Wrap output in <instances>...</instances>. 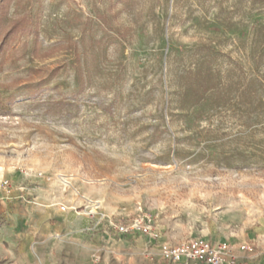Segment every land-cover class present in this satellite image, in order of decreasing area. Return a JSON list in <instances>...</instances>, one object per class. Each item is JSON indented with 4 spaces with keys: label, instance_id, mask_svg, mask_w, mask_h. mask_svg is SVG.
I'll use <instances>...</instances> for the list:
<instances>
[{
    "label": "rangeland",
    "instance_id": "374dc122",
    "mask_svg": "<svg viewBox=\"0 0 264 264\" xmlns=\"http://www.w3.org/2000/svg\"><path fill=\"white\" fill-rule=\"evenodd\" d=\"M0 229L13 264L71 234L88 264L264 253V0H0Z\"/></svg>",
    "mask_w": 264,
    "mask_h": 264
},
{
    "label": "built area",
    "instance_id": "2783aa9c",
    "mask_svg": "<svg viewBox=\"0 0 264 264\" xmlns=\"http://www.w3.org/2000/svg\"><path fill=\"white\" fill-rule=\"evenodd\" d=\"M97 210L99 207L94 205ZM64 208V207H63ZM118 235L142 234L156 237L153 220L150 216L140 215L130 220L128 224L110 222ZM245 251L248 254L255 252L253 245L247 244ZM161 255L168 264H236L237 257L230 244H212L208 241L188 240L174 246L164 245Z\"/></svg>",
    "mask_w": 264,
    "mask_h": 264
},
{
    "label": "crops",
    "instance_id": "0c3cea01",
    "mask_svg": "<svg viewBox=\"0 0 264 264\" xmlns=\"http://www.w3.org/2000/svg\"><path fill=\"white\" fill-rule=\"evenodd\" d=\"M46 226L50 227V224H47ZM56 228H60V225L56 226ZM1 230L2 229H0V231ZM3 230L8 233L10 231L9 226L6 225ZM67 238L68 241L63 247L59 245L58 248L48 249L47 247H44L41 251L37 250L40 264H88L91 249L86 242L83 243V237L81 238L77 234H71ZM124 242L125 241L123 240H119L118 245H123ZM247 244L253 245L255 247V252L253 254H248L245 251V254H243L240 250H234L235 256L237 257L236 264H264V253L260 243L254 241V243L250 242ZM28 245L29 238L26 237L23 239L22 247L19 249L22 259L15 261L14 264H18V262L20 264H38L37 260L33 258V253L27 247ZM135 245L136 248H140L141 243L139 245L136 241ZM11 256L12 249L5 250L0 248V263L13 264Z\"/></svg>",
    "mask_w": 264,
    "mask_h": 264
},
{
    "label": "bare ground",
    "instance_id": "6f19581e",
    "mask_svg": "<svg viewBox=\"0 0 264 264\" xmlns=\"http://www.w3.org/2000/svg\"><path fill=\"white\" fill-rule=\"evenodd\" d=\"M60 182L62 183V184H67V182L64 180V179H60Z\"/></svg>",
    "mask_w": 264,
    "mask_h": 264
}]
</instances>
